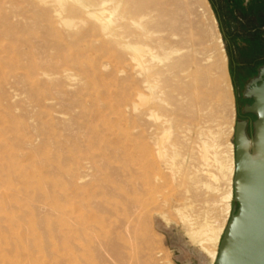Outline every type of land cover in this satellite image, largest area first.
<instances>
[{
	"label": "rangeland",
	"instance_id": "1",
	"mask_svg": "<svg viewBox=\"0 0 264 264\" xmlns=\"http://www.w3.org/2000/svg\"><path fill=\"white\" fill-rule=\"evenodd\" d=\"M161 1L167 19L174 18L165 35L178 34L169 45L194 56L198 92L216 103V117L204 103L193 119L185 111L192 92L187 83L179 96L181 118L188 127L197 121L207 134L202 137L209 133L213 140L207 168L215 177L202 176L197 154L189 156L185 171L187 156L180 150L169 160L180 168L179 177L162 166L161 183L154 186L156 172L148 155L155 148L153 120L142 114L145 106L136 94H150L142 83L143 70L129 50L104 35L96 18L80 12L79 3L69 1L57 22L46 11L51 0H0V264H214L187 232L209 218L222 229L218 249L237 206L234 132L251 105V81L264 62V0ZM109 7L104 16L115 20L125 4L113 14ZM127 26L130 42L150 48L142 54L144 64L152 71L163 66L165 60L153 58L169 52L159 47L158 33L137 38L149 28L147 19L137 17ZM153 81L160 86L158 78ZM132 101L138 104L135 110ZM256 120L255 115L248 122L251 138ZM194 138L199 141L198 134ZM220 162L233 166L231 176L222 172ZM130 175L145 207L124 232L119 224L125 211H114L112 204L121 190L133 192ZM227 177L232 181L228 211L222 202ZM146 178L151 185L144 186ZM194 178L211 188L200 187L197 196Z\"/></svg>",
	"mask_w": 264,
	"mask_h": 264
},
{
	"label": "bare ground",
	"instance_id": "2",
	"mask_svg": "<svg viewBox=\"0 0 264 264\" xmlns=\"http://www.w3.org/2000/svg\"><path fill=\"white\" fill-rule=\"evenodd\" d=\"M69 1L71 0H51L52 4L46 11L50 13L51 17L57 20V22L61 21L63 20V8L66 7ZM72 1L79 3L80 12L82 14L94 17L99 21V28L101 31L104 32V35L106 37L111 40L113 39L115 43L123 50H129L132 53V58L134 61H136L137 66L141 70H143L141 72L143 77L142 83L143 86L148 89L150 94L146 95L142 92H138L136 94L138 95V98L141 102L139 105L145 106L144 110L142 111V114L153 120L152 127L155 134V138H153L155 148H151L152 150L150 151V154H147L149 156L152 155V166L155 168L156 172L153 176V181H151L153 182L154 186H159V184L161 183L160 176L161 169H163L161 168L162 166H170V169H173V172L171 171L172 174L170 172L173 178H175L176 176L179 177L180 168L176 169L175 164H173L172 162L171 163L173 165L171 167L169 160L171 158L173 159V157L175 158L176 156H178L180 150L185 151V154L187 156L183 157L182 159L185 171L188 170V168L190 167L189 156H194L195 154H197L200 158L201 169L199 170V172L202 174V176H204V178L215 177L213 174L208 173L207 168L209 166L208 152L214 146V144L212 143L213 140H211L209 133L207 137H202V135H204L206 132H203L202 129L204 128L199 127L201 124L199 126L196 124L197 121L188 127V124L181 118L180 111L183 109V103L182 100H180L179 96L182 94V90H184V86L187 83L189 89L191 88L192 92L190 95V99L187 102L188 105L185 106V111L193 119H198L201 113L200 104L204 103L208 104L209 115L212 118L216 117V114L218 112L216 109V103L212 100V97L210 99L206 96L202 97L198 92V76L196 75V72L194 70V56L190 54L182 55L181 51H184V47L177 48L176 46L169 45L170 38L175 37L178 34L173 31L168 36L165 35L166 30L169 27L173 28L172 25L174 23V18L167 19L169 14L167 13V8H165L163 5L165 2L163 3L161 0ZM123 4H125V7L122 10L118 11L117 15L115 16V20L111 16H104L106 10H109L111 8L109 6H113V10L111 11V13L113 14L117 11L119 6ZM137 17L147 19V24H149V28L145 29L142 33L137 34V38L139 40H143L145 38H151L155 33H158L156 41L159 47L163 49H169V52L166 53L163 59L160 56H153V58H157L161 61L165 60L163 66L159 67L156 71H152L146 64H144V61L141 58L143 52L150 51L148 45L145 42L132 43L129 41L131 34L126 30V27H128V23H135ZM136 23L141 26V22L138 21ZM121 29H123L124 31L122 32ZM218 43L220 48L223 49V43L220 36H218ZM222 56L225 64L224 53H222ZM187 66H189L191 70H188V68H186ZM186 71L189 72L186 73ZM156 78H158L160 86H156L155 82L153 81V79ZM225 83L227 89L226 98L228 96L231 100V90L227 74L225 76ZM134 94L135 93L132 92L131 97ZM131 105L134 110L138 108V104L135 101H132ZM229 126H231V124H229ZM194 134H198L199 141L195 140ZM206 135L207 134H205V136ZM170 148L172 149L171 152L169 151L171 150ZM254 156H256V153H254ZM131 159H133V155L131 156ZM214 159L216 162H219L217 152H215L214 154ZM232 159H230L231 164ZM219 164L221 166L222 172L224 170H228L229 173L227 172L226 174L230 176L231 174H233L232 165L227 163V165L230 166L226 168L225 164L221 162ZM184 175L185 174L183 173L182 176ZM144 177H146V174ZM81 178H84V176H81ZM232 181L230 180V178L228 179L227 185L229 187V190L227 188L228 191L222 197V199L224 200H222V202H225V205L227 207V209L225 210L227 211L229 210L228 201L232 198ZM129 182L130 186L132 187L131 190L133 192L128 193L126 190H121L120 195H118L119 200L112 204V208L114 211L118 210L119 208H123V210L125 211V218L119 224V229H123L124 232L129 231L131 229L133 215L145 207V201L143 200L144 202H142L137 199V195L135 192L137 189V185L135 179L133 178V175H130ZM151 182L146 178L144 179L143 184L144 186L151 185ZM191 186L193 187V190L197 196L200 194V187H205L206 189L211 188V184L206 180L201 183L195 178ZM208 219L205 218L203 223L197 225L196 228H189L190 230H188L187 233L190 235L191 239L194 242L200 243L202 249L209 254L208 256H211L213 261H215L218 253V249L215 247L219 240V233L220 231H222V229L221 227L216 228L214 226L216 222L212 224L211 221H209ZM121 238L123 239V236ZM212 242H214L215 244ZM211 243L214 244L212 248ZM122 256L123 255H121V257Z\"/></svg>",
	"mask_w": 264,
	"mask_h": 264
},
{
	"label": "water",
	"instance_id": "3",
	"mask_svg": "<svg viewBox=\"0 0 264 264\" xmlns=\"http://www.w3.org/2000/svg\"><path fill=\"white\" fill-rule=\"evenodd\" d=\"M247 97L253 103L243 112L256 115L257 120L252 138L247 120L235 125L233 198L237 206L223 231L214 264H264V66L251 81Z\"/></svg>",
	"mask_w": 264,
	"mask_h": 264
},
{
	"label": "flooded vegetation",
	"instance_id": "4",
	"mask_svg": "<svg viewBox=\"0 0 264 264\" xmlns=\"http://www.w3.org/2000/svg\"><path fill=\"white\" fill-rule=\"evenodd\" d=\"M239 66H242V67L245 68V67H249V64H246V63H240ZM262 66H264V62L261 63V64H259V66H258L257 69H259V68L262 67ZM242 99L246 100V99L244 98V94H243V93H242ZM249 101H250V100H249ZM252 103H253V101L251 100V101H250V104H252ZM254 117H255L254 114L247 113V114L244 115V120H247L249 123H251V122H252V119H253Z\"/></svg>",
	"mask_w": 264,
	"mask_h": 264
}]
</instances>
